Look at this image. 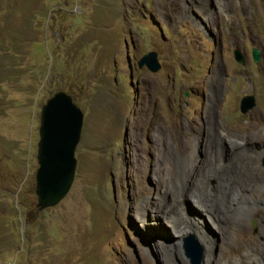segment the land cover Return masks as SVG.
Instances as JSON below:
<instances>
[{
	"label": "rangeland",
	"instance_id": "rangeland-1",
	"mask_svg": "<svg viewBox=\"0 0 264 264\" xmlns=\"http://www.w3.org/2000/svg\"><path fill=\"white\" fill-rule=\"evenodd\" d=\"M183 1L0 0V264H179L159 255L164 240L175 238L179 255L190 235L205 244L190 231L175 237L168 221L156 225L171 214L176 186L181 227L205 217L204 234L215 245L222 237L220 259L237 252L239 162L254 160L237 144L264 143V0H205L197 16L215 37ZM131 40L132 63L155 52L158 72L134 67L130 79ZM252 83L257 107L244 115ZM59 91L84 114L76 175L59 205L38 212L41 110ZM228 124L236 144L223 140Z\"/></svg>",
	"mask_w": 264,
	"mask_h": 264
},
{
	"label": "water",
	"instance_id": "water-1",
	"mask_svg": "<svg viewBox=\"0 0 264 264\" xmlns=\"http://www.w3.org/2000/svg\"><path fill=\"white\" fill-rule=\"evenodd\" d=\"M234 55L239 64H244L240 52L235 51ZM252 57L255 64L259 63V52L254 50ZM144 66L152 73L158 72L161 65L157 53L145 55L138 64L139 68ZM252 101L251 97L242 100L243 114L250 110ZM83 121V112L73 98L63 91L56 92L42 107L37 150L39 168L36 172L38 212L56 207L71 190L76 175V150L82 136ZM184 250L192 264H200L203 251L194 236L184 239Z\"/></svg>",
	"mask_w": 264,
	"mask_h": 264
},
{
	"label": "flooded vegetation",
	"instance_id": "flooded-vegetation-1",
	"mask_svg": "<svg viewBox=\"0 0 264 264\" xmlns=\"http://www.w3.org/2000/svg\"><path fill=\"white\" fill-rule=\"evenodd\" d=\"M205 2H206L205 0H191L190 5H187V6H194L198 10L197 12L194 11V14H195V17L198 18L199 22L196 19V21L193 24L197 25L198 27L199 25H202L209 32L211 36L215 37L213 35V31L211 30L212 28H210L211 23L204 21L205 16L203 15L205 12V9H204ZM186 3H187V0H184L183 5L181 4V6L184 7ZM210 6L213 9V12L215 13L214 8L216 6L213 4V2H212V5ZM198 14L202 15L204 18L198 17L197 16ZM142 15H143V11H142ZM211 26L213 27L212 24ZM130 45L132 47L131 51L133 52V54L138 52L139 48L135 47L132 40H131V44L126 46L127 48L126 57L128 61V67L130 69V79L131 78L133 79L134 67L137 68L136 70H138V74L143 69H139L138 67L139 59L138 61H135L132 63L131 57L135 58V55L130 57V54H129ZM213 45H215V42ZM253 52L254 50L252 51V56H253ZM144 55L145 54H143V56ZM240 65L244 66V64H240ZM133 80H132V83H133ZM135 80H136V83H138V85L139 83H149V82H145L142 77H136ZM217 81H219V83H222L220 80H217ZM233 81L237 83V80H233ZM251 92L252 94H249L248 91L243 93L244 96L246 94L249 95L245 97H251L253 99L252 101L253 105L251 106L250 110L244 115L249 114L257 107V97L254 94L255 87L253 86V83H252ZM245 97H243L242 100ZM239 107H240V112H241V102H240ZM255 136L257 138L258 134ZM252 143L255 144L256 142H252ZM253 144L251 145V147L246 142L243 145L237 144L241 146L240 148H242V146L250 147V148L246 147L245 150L246 152L248 151L247 154L252 153L253 151V154L251 156L254 158V160L247 159V160H240L239 162V164H241V167H242V173L239 172L237 174L235 194L237 196L238 203L236 205V216L233 222L234 227H235V243H236V249H237V261L235 262V264H264V159H263L264 157L260 159L257 156V154L260 153V151H264V148H263L264 143L262 146L259 144L257 147H253ZM238 155L243 156L244 154H238ZM248 158H249V154H248ZM210 229L211 228H209V230ZM190 236H194V235H190ZM165 237L161 239L164 240ZM194 237L196 238V236ZM216 238H217L216 245H215V249L213 250L214 260L212 259L213 261L212 264L218 263L217 260L222 257V251L224 250L223 248H225V246L222 244V237L220 236V234L219 235L217 234ZM175 240H176L175 238L170 239L168 242L164 240L163 242H165V245H162L163 251L159 253V255L163 257L164 254H166L165 257H168L169 261L174 260L178 262L179 264H192L190 259H188L185 255L184 240H182V248H181V252L183 254H180V255L178 253L179 245L175 243L176 242ZM197 240L198 239H196V241ZM201 248L203 251V257H202L200 264H205V260L207 258L206 257L207 250H205V247H201ZM221 248L223 250H221ZM248 250L251 252H249Z\"/></svg>",
	"mask_w": 264,
	"mask_h": 264
},
{
	"label": "bare ground",
	"instance_id": "bare-ground-1",
	"mask_svg": "<svg viewBox=\"0 0 264 264\" xmlns=\"http://www.w3.org/2000/svg\"><path fill=\"white\" fill-rule=\"evenodd\" d=\"M211 90L213 92V87H211ZM218 90H217V93H218ZM213 101L215 102V99H213L212 97L209 98L210 106L213 105ZM227 128H228L229 132H227L226 134H222L223 140H225V141L229 140L231 142L234 141V143H235V138H236V137H234L235 134L230 133V131L232 130L233 127L230 124H228ZM260 137H263V135H261ZM176 139L178 140V138H176ZM261 139H264V138H261ZM261 154H264V151H260V153H258L257 155H261ZM178 186H180L179 181H178ZM172 190H173V199H172V202H171V208H172L171 214H167V211L163 208V206H161V202H160L159 203L160 206L158 207V210L159 211L165 210V213L162 212V214L158 217V219H156V225H160L162 222L168 221L171 224V226H172L171 227V231H172L173 235L175 237H178V238L181 237V234H187V233H189V231L191 233H193V234L198 235L201 238L202 242L205 244V247H206V250H207V252H206L207 253V258L205 260V264H212V262H213L212 261L213 250L215 248V243L213 241H211V239H209L204 234L206 232H203L204 231L203 224L206 223L205 220L207 221V218L204 217L202 219H198V220H194V221L189 219V220H187L189 222L188 223V227H181V220L183 222L186 221V219H185L186 216H185L184 210H183L185 201L183 202L181 200V192L183 190L181 189V186H180V188L176 186V188H173ZM180 190H181V192H180ZM158 199L161 200V198H158ZM239 205H240V203H239ZM199 206L202 207L201 205H199ZM149 208L150 207H148V206H144L143 211L141 212L142 214L139 213L140 214L139 217L142 219L143 224L147 223V218H148L147 212H148ZM136 211L138 212V209ZM239 211H240V209H239ZM206 214H207V217L209 218L210 222L213 224V226L216 229H219L220 228V221L212 219L211 218V213L209 211H207V210H206ZM237 214H238V212H237ZM235 216H236V209H235V212H234V215H233L234 220H235ZM174 217H176V219H174ZM237 245H238V243H237ZM249 252H251V251H249ZM236 253L237 252H233V253L229 252L228 253V257L229 258L225 259V260H221L220 259L221 260L220 264H231L232 262H230V261L233 260L232 257ZM251 254H253V253H251ZM224 257H226V256H224ZM218 264H219V262H218Z\"/></svg>",
	"mask_w": 264,
	"mask_h": 264
}]
</instances>
